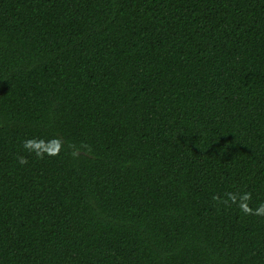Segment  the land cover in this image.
I'll list each match as a JSON object with an SVG mask.
<instances>
[{"label":"trees","instance_id":"trees-1","mask_svg":"<svg viewBox=\"0 0 264 264\" xmlns=\"http://www.w3.org/2000/svg\"><path fill=\"white\" fill-rule=\"evenodd\" d=\"M0 264H264V0H0Z\"/></svg>","mask_w":264,"mask_h":264}]
</instances>
